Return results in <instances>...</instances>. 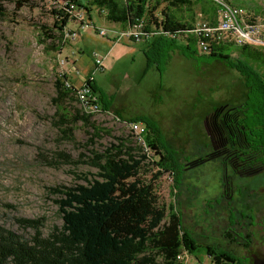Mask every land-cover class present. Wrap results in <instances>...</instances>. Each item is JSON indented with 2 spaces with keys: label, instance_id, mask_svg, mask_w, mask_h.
<instances>
[{
  "label": "rangeland",
  "instance_id": "1",
  "mask_svg": "<svg viewBox=\"0 0 264 264\" xmlns=\"http://www.w3.org/2000/svg\"><path fill=\"white\" fill-rule=\"evenodd\" d=\"M17 1L0 0V226L26 240L35 230L19 218L39 219L43 235L60 228L63 219L56 200L61 194L48 188L86 185L98 179L91 157L117 136L143 145L131 122L120 119L142 115L157 123L163 141L175 151L178 183L174 185L168 170L152 182L166 213L168 204H174L182 227L198 244H217L247 257L248 263L251 252L264 256V169L241 174L225 168L220 156L210 157L206 117L218 104L244 100L234 84L240 75L217 60L186 55L178 47L180 40L177 46L159 41L150 47L145 41L118 38L114 31L120 25L107 22L106 14L88 2L91 22L86 19L81 26L69 19L65 28H75L77 36L52 46L47 29L53 28L56 0H20V5ZM247 1L231 3L247 9L254 0ZM202 5L211 11L206 3ZM199 17L203 22L204 16ZM96 27H104L107 35H99ZM191 49L201 54L196 43ZM95 51L103 58V69H93L91 75L111 109L90 111L69 96L54 101L55 78L65 73L77 83L72 76V69H77V78L86 79L84 69L94 68ZM81 106L92 114L95 126L79 119L72 138H67L71 124L63 123L62 117L71 118ZM96 129L99 135L93 136ZM157 150H149L152 159L158 160ZM60 151L70 159L61 158ZM156 170L155 165H144L139 177L148 181ZM181 253V264H214L204 251L191 254L182 249ZM156 262L165 264L161 255Z\"/></svg>",
  "mask_w": 264,
  "mask_h": 264
},
{
  "label": "trees",
  "instance_id": "2",
  "mask_svg": "<svg viewBox=\"0 0 264 264\" xmlns=\"http://www.w3.org/2000/svg\"><path fill=\"white\" fill-rule=\"evenodd\" d=\"M67 1L86 10H89V6L85 2L105 8L107 19L123 26L132 25L136 19L143 18L146 20L144 31L158 32L157 28H161L160 32L150 34L146 39L157 36L156 43L165 41L177 46L176 37L171 36L175 33L185 41L178 47L186 55L196 54L209 58L210 62L217 60L235 70L240 79L239 83L235 80L234 84L238 86L239 95L243 93L245 98L236 104H218L208 113L206 124L213 148L210 157L220 156L225 168L229 166L241 174H252L264 169L262 48L229 41L215 45L209 53L198 55L197 50L191 49V44H195V38L188 34L191 27L169 17L156 18L149 8L150 0ZM175 2L188 4L191 0ZM17 4L20 5L21 1L18 0ZM2 12L0 2V14ZM53 13V28L47 30L49 43L55 46L63 43L64 28L70 18L64 7L53 10ZM149 65L147 61L146 66ZM65 78H68L66 74L55 78L57 97H53V100L69 96L80 103L74 89L64 86ZM87 83L97 96L101 110H110L111 102L104 101L102 91L95 85L93 77ZM91 115L81 106L71 118L62 117L63 123L71 124L67 138H72L73 126L79 119L94 127L90 121ZM120 119L127 123H144V141L149 150L158 149V160L152 159L141 143L132 145L119 136L102 151H94L90 163L98 168V179L86 185L48 188L61 194L56 200L63 219L60 228L54 227L47 235H43L39 219L19 218L35 230L31 239L26 240L18 233L0 226V264H158V255H161L165 264H181L177 256L182 249L191 254L204 251L214 264H252L248 263L247 257L232 254L217 244H198L190 232L182 227L181 214L174 204H168L166 213V206L158 202L152 182L168 170L173 175L174 185L178 183L175 151L163 141L161 130L153 119L142 115ZM98 132L96 129L92 135L98 136ZM58 154L63 159H70L62 151ZM149 163L155 165L157 170L151 174V179L142 180L139 171ZM166 215L167 221L163 222Z\"/></svg>",
  "mask_w": 264,
  "mask_h": 264
},
{
  "label": "built area",
  "instance_id": "3",
  "mask_svg": "<svg viewBox=\"0 0 264 264\" xmlns=\"http://www.w3.org/2000/svg\"><path fill=\"white\" fill-rule=\"evenodd\" d=\"M211 1L217 7L216 21L214 23L199 22L188 30L195 37L196 47L201 54L209 53L215 45L222 42H229L230 39H237L238 41L248 40V42L251 43L252 46L260 47L264 51V18L250 19L249 14L247 13L245 8L232 4L230 1L229 4H220V0ZM56 3L58 4V9L64 7L69 13V18L79 23L81 26L87 23L86 19H88V21H90L91 19L90 15L87 14V10L74 2H69L67 0H56ZM99 9L104 14L107 13V10L105 8ZM145 26L146 20H144L143 18L136 19L132 25H128L120 31L116 32L117 37H127L130 40L138 42L146 39L150 34L158 33L161 30V28H157L158 32H146L144 31ZM96 30L97 33L101 36L107 35V30L104 27H96ZM76 36V30L64 28V40L67 38L74 39ZM171 36L175 37L177 35L175 33H172ZM92 57L94 61L93 69L95 71L102 70V56L95 51L92 53ZM78 73L79 72L77 69H72L73 77H77ZM91 77L93 76H88L78 84H74L68 78H65L63 83L64 86L73 88L76 92H78V94L85 96L88 109L101 108L97 96L93 92L90 85L87 83V80ZM131 125L137 127L139 135L141 136V138H143V134L146 129L144 123L139 121L131 122ZM142 146L146 151H149L144 138ZM177 257L178 260H181V258H183L182 253L180 252Z\"/></svg>",
  "mask_w": 264,
  "mask_h": 264
},
{
  "label": "crops",
  "instance_id": "4",
  "mask_svg": "<svg viewBox=\"0 0 264 264\" xmlns=\"http://www.w3.org/2000/svg\"><path fill=\"white\" fill-rule=\"evenodd\" d=\"M152 1L153 3L151 4V0H150L151 5L149 4V8L152 10V13L156 18L162 19L165 17H169L172 18L174 21L186 25L187 27H193L197 23L201 22L199 20L200 18L199 15H202V17L204 16V18H202L203 22H207V23H214L217 18V7L211 0H191V2L188 4L176 3L175 0H152ZM229 1L231 2L232 0ZM241 1H242L241 3L243 4L249 2L247 0H241ZM252 1L253 0H251L250 2L252 3ZM203 3H206L207 5L210 6L211 8L210 12L207 11L204 5H202ZM246 11L250 16H254L255 18H259V17L264 18V0H254L252 6H248ZM103 19L105 20L104 17ZM106 21L111 23L112 25L114 24L120 25L119 29H115L114 31L115 33L126 27L120 23L112 22L108 20L107 17H106ZM72 29L76 30L73 27ZM156 38L157 36H153L148 39H144L142 41H145L146 43H148L147 46H150L151 44L154 45L156 43ZM176 40H180V44H185V41L183 39H176ZM142 41H138V42H142ZM74 65H75V61H74ZM92 70H93L92 67H88L84 69L85 78L91 75ZM73 78H75V81L77 80V83L74 84H78L81 82L77 77H73ZM94 83L99 88L95 80Z\"/></svg>",
  "mask_w": 264,
  "mask_h": 264
},
{
  "label": "bare ground",
  "instance_id": "5",
  "mask_svg": "<svg viewBox=\"0 0 264 264\" xmlns=\"http://www.w3.org/2000/svg\"><path fill=\"white\" fill-rule=\"evenodd\" d=\"M220 4H229V3L226 2V1H224V0H220ZM240 42L247 43V44H251V43L248 42V40H241ZM74 92H75V95L78 98V100L86 107L87 110L96 111V110H99L100 109V108H91V109H88L87 102L85 100V96L78 94V92H76L75 90H74ZM131 128L134 130L137 138L138 139H141L142 140V143H143V138H141V136L139 135V132L137 131V127L131 125Z\"/></svg>",
  "mask_w": 264,
  "mask_h": 264
},
{
  "label": "water",
  "instance_id": "6",
  "mask_svg": "<svg viewBox=\"0 0 264 264\" xmlns=\"http://www.w3.org/2000/svg\"><path fill=\"white\" fill-rule=\"evenodd\" d=\"M252 264H264V256L258 253H252Z\"/></svg>",
  "mask_w": 264,
  "mask_h": 264
},
{
  "label": "flooded vegetation",
  "instance_id": "7",
  "mask_svg": "<svg viewBox=\"0 0 264 264\" xmlns=\"http://www.w3.org/2000/svg\"><path fill=\"white\" fill-rule=\"evenodd\" d=\"M212 150H213V148H212ZM256 253L260 254V253H259V252H257V251H256ZM251 254H252V252L250 253V257H251ZM251 260H252V259H251Z\"/></svg>",
  "mask_w": 264,
  "mask_h": 264
}]
</instances>
